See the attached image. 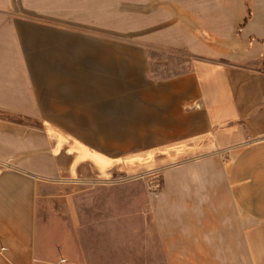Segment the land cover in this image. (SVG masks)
<instances>
[{
	"label": "crops",
	"instance_id": "0c3cea01",
	"mask_svg": "<svg viewBox=\"0 0 264 264\" xmlns=\"http://www.w3.org/2000/svg\"><path fill=\"white\" fill-rule=\"evenodd\" d=\"M75 1L40 11L79 25ZM104 3L113 36L0 0V264H264V0ZM149 162L161 187H129Z\"/></svg>",
	"mask_w": 264,
	"mask_h": 264
},
{
	"label": "rangeland",
	"instance_id": "374dc122",
	"mask_svg": "<svg viewBox=\"0 0 264 264\" xmlns=\"http://www.w3.org/2000/svg\"><path fill=\"white\" fill-rule=\"evenodd\" d=\"M3 1V0H2ZM7 1V0H6ZM16 5L15 12L21 18L33 19L35 21L41 23H47L52 26H58L61 28H67V26L73 27L77 29L80 33L94 35V36H113V33L104 30V15L106 12L109 14V5L108 10L105 8L104 0H76L79 5V18L81 23L71 24L66 23V21H57L53 19L47 18L46 14H42L40 11L41 0H13ZM43 1V0H42ZM44 4V2H43ZM74 4V5H75ZM128 5H120V4H112L111 10H122L125 9ZM87 21H89V24ZM86 22V23H85ZM149 58H150V72L152 75L157 77H170L179 73L184 72L186 68H189V63L192 61L190 55L184 50L172 49V48H160V47H150L149 48ZM192 145V144H191ZM166 151H163L165 153ZM163 162V161H162ZM161 166L166 167L174 164L172 161H165ZM153 163L143 164V167L139 168L143 172L148 173L146 176L137 175L138 179L141 181L142 186L139 183H131L129 187H137V188H146L152 186L161 187V176L160 171L163 167L155 170H150L152 168ZM87 189V188H86ZM129 213L128 218V236L131 242H129L130 247H136V244L133 242L137 237H151L155 234L154 231V223L148 217L144 219H137L135 217V212L131 211ZM134 251V250H133Z\"/></svg>",
	"mask_w": 264,
	"mask_h": 264
},
{
	"label": "trees",
	"instance_id": "16d2710c",
	"mask_svg": "<svg viewBox=\"0 0 264 264\" xmlns=\"http://www.w3.org/2000/svg\"><path fill=\"white\" fill-rule=\"evenodd\" d=\"M249 16H250V11H249V15H248V17L246 18V22L249 20Z\"/></svg>",
	"mask_w": 264,
	"mask_h": 264
}]
</instances>
